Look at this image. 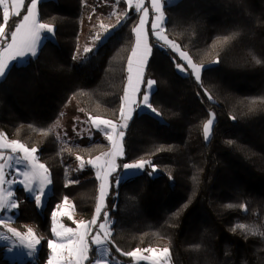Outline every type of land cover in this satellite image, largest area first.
I'll use <instances>...</instances> for the list:
<instances>
[{"label":"trees","instance_id":"16d2710c","mask_svg":"<svg viewBox=\"0 0 264 264\" xmlns=\"http://www.w3.org/2000/svg\"><path fill=\"white\" fill-rule=\"evenodd\" d=\"M29 4L25 0L6 31L14 30ZM164 11L166 33L204 69L201 81L181 75L174 55L152 39L144 80L156 81L150 103L157 115L137 111L125 129L124 157L105 210L114 219L113 255L127 262L116 247L130 252L168 246L173 264H264V238L237 227L264 228V63L253 60L264 62V0H179ZM118 19L123 22L116 26ZM39 20L54 26L55 40L0 81V131L36 147L53 181L42 213L23 187L16 189L15 225L33 228L41 238L36 261L24 264H47L52 213L65 197L83 220L95 214L100 180L92 170H78L74 159L93 160L111 144L61 141L53 127L72 106L88 118L119 122L137 25L125 0H43ZM232 32L239 36L230 44L213 46ZM210 114L215 119L206 141L203 125ZM50 127L47 136L39 131ZM141 159L151 162L146 172L115 187L123 164ZM153 166L157 177L149 175ZM0 264L14 263L0 258Z\"/></svg>","mask_w":264,"mask_h":264},{"label":"snow or ice","instance_id":"6c2138e0","mask_svg":"<svg viewBox=\"0 0 264 264\" xmlns=\"http://www.w3.org/2000/svg\"><path fill=\"white\" fill-rule=\"evenodd\" d=\"M133 4L135 11L140 13V16L139 23L132 28V31L135 33V45L132 47L131 54L127 59V85L124 89V95L121 97L122 104L119 109V122H114L113 120L104 119L99 116H89L91 124L98 130L104 132L105 137L111 144L110 151L103 152L101 155L95 157V159L87 162L96 169V176L101 181L95 215L90 221H79L77 227L73 229L57 221V212L52 213L51 232L56 239H49L47 241L48 248L51 250L47 264H85V261H88L89 264H110L108 260L110 254L109 246L113 244V241L111 239L112 232L109 227L110 217L106 211L104 212V222L98 225V229L94 235H91L90 241L88 238L92 227L97 225V219L100 217L102 208L104 207V200L109 186L108 178L117 168L116 157L123 155L122 141L125 136V129L129 126L128 122L132 119L133 106L139 108L143 105L151 108L150 95L154 90L153 86L156 84L155 80H144L147 58L152 50L148 43V33L145 28L149 16V9L145 6V0H127L129 8L133 7ZM169 4L170 0H151V8L154 13V19L151 23L152 35L155 36L157 43L161 47L169 48L178 53L180 59L186 61V67L191 70V74L195 75L197 81H201V72L204 66L195 63L188 52L181 50V46L169 39L165 34L166 15L164 9ZM37 5L38 0H30V4L26 8V14L15 24L14 30L9 29L6 31V26L9 24L10 19L21 16V12L25 7V0H0L3 17V23H0V79L6 77V70L10 69V61H15L17 58H24L28 55L36 56L42 35L45 32H54V26L52 24L41 22L38 19ZM127 19L128 15L125 13L124 20ZM122 22V20L118 19L116 26H119ZM116 26H113V29ZM100 27L104 28L106 34H111L107 26L101 23ZM238 36V32H232L227 36L217 37L213 46H226ZM8 38H10V42H8ZM100 38L99 35L96 36L97 40ZM90 51L91 48H84L85 53ZM253 60L256 64L264 63L254 55ZM215 62L218 63L219 61L217 60ZM176 67L182 72L186 71V68L180 64H177ZM142 84H145L147 91L142 93V101L137 103L135 98L140 93ZM208 98L211 99V95ZM252 103L255 104V101ZM152 111L156 112V109L152 108ZM210 115L212 118H209L203 125L205 139L209 138L214 123V114ZM29 127L37 130L33 125H29ZM39 131H42L47 136L52 131V128L50 127L49 129ZM0 149H10L12 153H23L22 157H6L4 152L0 151V161H2L0 162V210L11 211L18 207L12 192L2 187L5 183L9 185L13 183V181L5 180V168H11L13 161L17 165L25 164V170L19 172V175L23 177L19 183L23 185V188L30 197H34L36 205L41 206L42 197L46 196L45 189L51 183V180L48 169L44 164L38 162V158L35 155L38 149L36 147L29 148L18 140H8L4 133H0ZM77 160H81V157L78 156ZM150 165V161L141 159L135 163H125L123 164V168L125 170L140 171ZM83 167L84 162L81 160L80 168ZM153 171H155L154 168ZM151 174L149 173V175ZM116 180L119 183L121 177H117ZM65 204L67 205V197H65ZM67 207L71 208L72 206L67 205ZM226 207L232 208L236 206L229 204ZM63 215H67L71 219L70 212H65ZM8 219L10 220L11 218L9 217ZM0 224H3L7 228V231L13 237L17 238L21 245L29 250L30 255H35L39 250L37 246L40 245L41 240L35 236L31 228H28L27 235H23L16 228L8 227L6 220L0 219ZM237 227L243 229L249 235H258L264 238V228L255 225H237ZM233 230L235 231L236 229L234 228ZM9 238L6 233L0 232V239L8 240ZM90 244L95 246V251L99 254L92 259L89 257V252L92 250ZM192 250L198 251L199 245L192 246ZM115 251L124 256L135 258L137 264L140 261H149V264H172V252L168 246L163 248L149 246L143 249L137 247L130 252H121V249L116 247ZM144 253H149L150 255H144Z\"/></svg>","mask_w":264,"mask_h":264},{"label":"rangeland","instance_id":"374dc122","mask_svg":"<svg viewBox=\"0 0 264 264\" xmlns=\"http://www.w3.org/2000/svg\"><path fill=\"white\" fill-rule=\"evenodd\" d=\"M42 1L43 0H38L37 12H39V4ZM125 1L127 2V0H125ZM178 1L179 0H170L169 6L176 4ZM145 6L148 7V9H149V16L147 18V23L145 25V28H146V31L148 33V43L151 46V49H153V43H152V39H153L154 42L160 48H162V49H164L166 51H169L171 54H173L174 57L178 60V64H180V65H182V66H184L186 68V71H183V72L180 71L177 68V71L181 75H183V76L193 75V74H191V70L187 69L186 61L181 60L179 55H178V53L172 51L169 48L161 47V45L159 43H157L156 38H155V36L152 35V31H151V23H152V21L154 19V13H153L152 8H151V0H145ZM128 9H129L130 14H133V15L137 16V24H138L139 23L140 13H137L135 11L134 4H133V7H131V8L128 7ZM165 34L168 36L169 39H171L170 36L167 33H165ZM49 39L55 40V32H53V33L45 32L43 34V39H42L41 46L45 43V41H47ZM134 45H135V42H134ZM181 50H183V49L181 48ZM151 53H152V50H151ZM151 53H150V55L147 58V64H146L145 70H144V77H145L146 67H147L148 62H149L150 57H151ZM26 63L27 62H23V63L17 62L16 65L20 66V65H24ZM203 69H202V72H203ZM202 72H201V77H202ZM127 76H128V72H127ZM193 76L195 77V75H193ZM126 85H127V83H126ZM143 87H144V84L141 85L140 93H138L136 98H135L137 103H140L142 101V99L140 98V94L142 92ZM153 89L154 90H153V92L150 95V100H151V97H152V95H153V93H154V91L156 89V85L153 86ZM145 91H147L146 88H145ZM142 110H147V111L157 115L156 112L152 111V108H149L147 106H143L142 105L139 108L133 106L132 117L134 116V114L137 111H142ZM214 119H215V117H214ZM128 124H129V122H128ZM101 127H103V126H101ZM53 129H54L55 133L57 134L59 140L65 141V142H68V143L89 144V143H92V142H94L96 140H100V139L107 140V138L105 137L104 132H102V131L98 130L96 127H94L91 124V121L89 120V118L86 115L82 114L81 110L76 109L73 106L69 107L67 109V111L64 113V115L58 120L57 123H55ZM0 133H4V132L0 131ZM211 133H212V128H211V132H210L209 138L206 139V141H208L210 139ZM6 137H7L8 140H13V139L9 138L7 135H6ZM122 143H123V141H122ZM2 150H3L4 154H5V156H7V154H10L9 156H13V157H15V156L22 157L23 156L22 152L12 153L10 149H2ZM123 150H124V143H123ZM35 155L37 156V153ZM123 157H124V151H123V155L122 156H117L116 157L117 168H116V171L113 172L112 175L108 178L109 179V186H108V190H107V195L105 196V200H104V207L102 208L100 217L97 219V225L93 226L92 229H91V233H90L89 238H88L89 241L91 240V235H94L95 232L97 231L98 225L100 223L104 222V212L106 210V204H107L106 200H107V198H108V196L110 194V189H111V186H112V177L118 171V159L123 158ZM37 158H38V156H37ZM81 160L84 162V167L83 168H80ZM81 160H77V158L74 159L76 168L78 170H92L96 174V169L91 164L87 163L89 160H85V159H82V158H81ZM38 162L41 163L39 159H38ZM153 168L155 169V171H153ZM146 169H147V166L143 170H140V171L125 170L124 169L122 175L119 176V177H121V180L119 181V183H117V180H115L114 181V186L118 187L120 183L126 182L127 180H129L131 178H134V177H136L138 175H141V174L145 173ZM24 170H25V164L24 163L17 165L13 161L12 167L9 168V170L7 171V173L5 175V180L6 181H13V183H11L10 185L8 183H5L2 186L4 189L10 190L12 192L13 198H15L16 201H17L16 189L18 187H23V185H21L19 183V181L23 179V177L21 175H19V172H22ZM48 172H49V178L51 180V183L48 184L46 189H45L46 196L42 197V205L41 206H37L38 207V211L40 213H42L45 205L48 202V199H49L50 195L53 192V181H52L51 174H50L49 170H48ZM150 173H152L151 177H157L160 174V172H159V170H158V168L156 166L152 167V171ZM100 183H101V181H100ZM25 192L28 195V197H30V195L27 193V191H25ZM30 198L34 200V197H30ZM17 205H18V201H17ZM67 205H71L72 207L69 208V207H67ZM67 205L65 204V200H64V202L55 209L54 212L58 213L56 219H57V221L59 223L64 224L66 227L75 229L77 227L78 222L83 220V219L78 215V213L76 211V208H75L73 202L70 199H67ZM65 212H70L71 213V219H69L67 215H63V213H65ZM106 212L108 213V215L110 217L109 227H110V230H111V232L113 234L112 227H113V224H114V219L110 216V212H108V211H106ZM18 214H19L18 207H17V209L11 210V211H9V210H0V219L6 220L8 222V227L16 228L17 231L21 232L23 235H27L28 228L25 231H23V230H20L15 225V220H16V217L18 216ZM9 217L11 218L10 220L8 219ZM63 218H68L71 221L73 226L66 225L63 222V220H62ZM52 220H53V218H52ZM84 221H86V220H84ZM31 229L33 230V233L35 234V236L41 240V238L36 233V231L33 228H31ZM0 232L6 233L10 237L8 240L0 239V258L7 259V260H9L10 262H12L14 264H24V263L29 262V261H31V262H35L36 261V259L38 257L39 250L35 253V255H30L29 254V250L26 247H24L23 245H21L19 243V240L17 238L13 237L12 234L7 231V228H5L3 224H0ZM54 239H56V237L53 236V240ZM40 246H41V243H40V245L37 246L38 249H40ZM90 248L93 250V249H95V246L90 244ZM92 250L89 252L90 259H92ZM109 253L110 254H109L108 260L110 261V264H137L135 258H132V257L126 256V257H128V260H129L127 262L123 261L122 258L119 257V256L115 257L113 255V249H112L111 245L109 246ZM98 255L99 254L97 253V256ZM144 255H150V254L149 253H144ZM120 256L124 257V255H122L121 253H120ZM85 264H89V262L85 261ZM139 264H149V261H140ZM172 264H173V262H172Z\"/></svg>","mask_w":264,"mask_h":264},{"label":"crops","instance_id":"0c3cea01","mask_svg":"<svg viewBox=\"0 0 264 264\" xmlns=\"http://www.w3.org/2000/svg\"><path fill=\"white\" fill-rule=\"evenodd\" d=\"M13 18V17H12ZM11 18V19H12ZM10 19V20H11ZM38 19H39V12H38ZM42 39H43V35H42V38H41V41H40V44H39V46H38V50H37V55H38V53H39V51H40V48H41V43H42ZM36 55V56H37ZM33 57H35V56H31V55H28V56H26V57H24V58H17V60H15V61H10L9 63H10V69L14 66V65H16L17 64V62H21V63H23V62H28L31 58H33ZM10 69H8V70H6V75H7V73L9 72V70ZM4 79V78H3ZM2 79H0V81H1ZM133 118V117H132ZM130 122V121H129ZM0 151H3L2 149H0ZM10 154H7V156H9ZM6 156V157H7ZM37 156H38V154H37ZM38 159H39V156H38ZM40 160V159H39ZM0 162H2V161H0ZM41 162V161H40ZM42 163V162H41ZM9 170V168H5V173H7V171ZM26 191V190H25Z\"/></svg>","mask_w":264,"mask_h":264}]
</instances>
